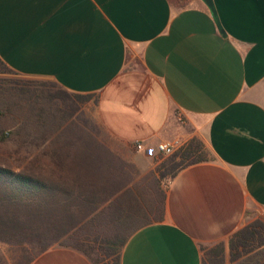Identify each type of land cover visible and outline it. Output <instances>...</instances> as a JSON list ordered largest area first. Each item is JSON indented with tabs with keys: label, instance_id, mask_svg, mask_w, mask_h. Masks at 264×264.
<instances>
[{
	"label": "crops",
	"instance_id": "obj_1",
	"mask_svg": "<svg viewBox=\"0 0 264 264\" xmlns=\"http://www.w3.org/2000/svg\"><path fill=\"white\" fill-rule=\"evenodd\" d=\"M214 3L226 37L203 0H0V59L20 77L93 94L114 147L153 163L161 154L148 148L198 138L211 153L167 188L160 180L163 216L130 236L121 264H204L220 242L224 264H239L230 238L264 222V0ZM31 264L95 263L58 244Z\"/></svg>",
	"mask_w": 264,
	"mask_h": 264
},
{
	"label": "rangeland",
	"instance_id": "obj_2",
	"mask_svg": "<svg viewBox=\"0 0 264 264\" xmlns=\"http://www.w3.org/2000/svg\"><path fill=\"white\" fill-rule=\"evenodd\" d=\"M54 84L53 81L26 79L17 74L0 70V131L5 130L7 136H9V139H0V164L7 167L13 166L16 169L17 165L26 164L38 157L45 160L42 150L46 147L53 151L54 141L58 140V145L67 154V156L61 155L68 162L67 169L63 174L72 179L71 177H76L77 170L75 169H78L75 160H83L84 165L90 159L100 161L108 159L110 161L109 154L105 150L97 148V146H105L125 161L121 171L113 170L114 173L112 172L113 176L118 174L121 177L122 182L120 185L124 187L123 192L130 194L136 192L138 194L136 197L147 205L150 200L155 198V193H152L155 190L152 188L153 173L155 172L161 176L164 169L161 168V170L160 167L172 154H161L159 158H155L156 160L153 163H149L137 160L134 152L127 147L121 145L114 147L113 140L105 134L95 119L94 98H90L77 107L68 106L59 98V96H62L60 88ZM28 87L38 88L39 91L47 93L48 97L52 94V101L50 102V98L47 99L45 93H43L44 97H40L36 102V100L30 99L28 94L17 95L16 90L13 89ZM62 108L65 111L59 112ZM73 110L76 111L72 112ZM16 131L20 134L17 141L10 137L11 133ZM204 146L211 158V153L205 143ZM87 150L89 154H87ZM68 166L75 169H69ZM104 173L108 177L111 176V171H104ZM82 178L95 180L94 174H91V172L85 173ZM171 180V175L161 177L162 185L165 188L169 186ZM65 189L62 187V191H67L68 194L74 191V196L69 199H62L56 213L60 215L64 227H69L72 230L63 235L58 241H55L52 246L60 243H74L87 250L95 264H112L113 258L119 250L122 253L124 247L121 249L119 243L126 238L127 230L123 232L122 236L120 235L118 239H115L118 242L115 246V253L109 255L106 249L107 239H113L115 226L109 222L108 218L104 221V218L100 219L96 215L102 208L107 212L110 210L107 205L108 202L98 211L91 213L93 206L80 204L75 196L78 193L96 194V191L88 190L87 187L72 188L70 184ZM110 190H113V188L107 189L108 192ZM120 197L123 199L125 196L120 195ZM147 215L146 217L134 219L128 232L155 219L154 213L148 212ZM44 222L31 225L27 233L15 237L9 242L0 240V264H27L36 253L38 254V250L43 243H38L32 228L50 225L47 220ZM51 226L54 227V224H51ZM55 232L58 231L52 232L51 236L49 235V240H55L56 236H53ZM248 261H251L252 264H264V247L245 254L239 260L240 263Z\"/></svg>",
	"mask_w": 264,
	"mask_h": 264
},
{
	"label": "trees",
	"instance_id": "obj_3",
	"mask_svg": "<svg viewBox=\"0 0 264 264\" xmlns=\"http://www.w3.org/2000/svg\"><path fill=\"white\" fill-rule=\"evenodd\" d=\"M178 7L187 6L192 0H171ZM0 70L4 72L14 73L9 69L5 63L0 59ZM15 74V73H14ZM60 88L62 96L59 98L62 102L68 106L77 107L81 103L86 102L93 97V94H78L67 91L61 88L58 84H54ZM16 90L17 95H29L32 100H37L40 97H44V91H39L38 88H13ZM45 97L51 102L52 94ZM62 108L59 112H64ZM73 110L72 112H75ZM48 114V112H46ZM10 135V134H9ZM0 139H9L5 130L0 131ZM20 134L12 132L11 136L17 141ZM59 141H54V150H49L44 147L42 154L47 159L38 157L34 160H30L26 164L17 165L16 169L11 166L7 167L0 164V240L3 242H9L15 237H19L28 232L31 225L42 224L47 220L48 226L33 227L32 231L36 234L38 243H43L34 257H32L27 264H31L32 261L39 256L41 253L48 250L55 241H58L63 235L70 232L72 229L69 227H64L59 214L56 213L58 205L61 203L62 199H69L74 196V191L72 193L63 192V189L70 184L72 188L74 187H87L88 190L96 191V194L88 193H78L75 197L80 202V204H85L86 206L92 205L93 208L91 213L98 211L107 202L110 210L107 212L103 208L99 210L96 215L115 226V233L113 239H107V253L109 255H114L115 246L118 244L115 239H118L123 232L127 230L126 238L121 241L120 248L125 246L126 242L130 236L140 227L132 229L133 231L128 232L130 225L134 219L142 218L143 216H148V212H152L155 215V220L161 219L164 213V197L165 189L161 188L160 178H154L152 187H154L155 198L150 200L147 205L144 204L141 199H138L136 194L123 192V185L121 177L113 176V170H122V165L125 161L121 159L114 151L105 146H97L99 150H105L111 160H97L90 159L84 165L83 160H75L77 170L76 177L66 176L63 174L67 169L68 162L62 158V156H67L63 152V148L58 145ZM53 144V143H52ZM89 147V146H87ZM92 153V151H90ZM87 154H89L87 150ZM62 155V156H61ZM50 156V157H49ZM89 156V155H87ZM208 152L204 146V143L198 139L193 138L189 143L182 147L180 150L174 152L171 157L162 164L160 167L164 169L161 173V177L166 175H171L175 177L178 172L185 167L209 160ZM119 164V165H118ZM162 170V169H161ZM104 171H111V176L108 177ZM93 173L94 179H85V173ZM114 173V172H113ZM69 183V184H68ZM119 185V187H118ZM113 188L109 192L107 189ZM66 190V189H65ZM94 197L92 198V196ZM120 195L125 196L123 199ZM110 205V206H109ZM148 221L146 223H149ZM54 224V227L51 226ZM55 240H49L52 232ZM50 235V236H49ZM48 239V240H46ZM61 245L73 246L86 255L89 253L84 248L74 244V243H60ZM264 247V222L261 220H256L245 227L238 230L230 240V252L231 260L238 262L239 264H252L251 261L240 263L239 260L245 255L255 249ZM205 258L204 264H224L226 261V246L224 242L216 244L214 247L204 248ZM90 257V256H89ZM91 258V257H90ZM112 264H121V253L120 250L118 254L113 258Z\"/></svg>",
	"mask_w": 264,
	"mask_h": 264
},
{
	"label": "built area",
	"instance_id": "obj_4",
	"mask_svg": "<svg viewBox=\"0 0 264 264\" xmlns=\"http://www.w3.org/2000/svg\"><path fill=\"white\" fill-rule=\"evenodd\" d=\"M178 146H179V140H165V141L159 142L156 146H152V147L148 148V150L151 153L171 155L176 151ZM136 148L138 150L146 149V147L142 141L136 142Z\"/></svg>",
	"mask_w": 264,
	"mask_h": 264
},
{
	"label": "water",
	"instance_id": "obj_5",
	"mask_svg": "<svg viewBox=\"0 0 264 264\" xmlns=\"http://www.w3.org/2000/svg\"><path fill=\"white\" fill-rule=\"evenodd\" d=\"M203 2L208 6L209 10L211 11L214 21L216 23V26L218 28V31L220 32V34L226 37V32L219 18L218 11L214 3V0H203Z\"/></svg>",
	"mask_w": 264,
	"mask_h": 264
}]
</instances>
